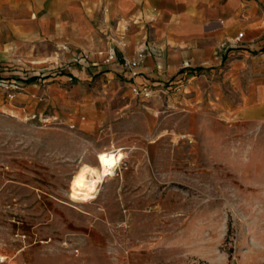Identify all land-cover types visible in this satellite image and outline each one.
I'll use <instances>...</instances> for the list:
<instances>
[{"label": "rangeland", "instance_id": "rangeland-1", "mask_svg": "<svg viewBox=\"0 0 264 264\" xmlns=\"http://www.w3.org/2000/svg\"><path fill=\"white\" fill-rule=\"evenodd\" d=\"M68 66L21 80L40 91L0 75L3 264H264V117L245 72L214 103L196 74L146 83V97L107 76L109 63L65 81ZM76 81L55 116L68 101L49 88ZM114 149L124 158L94 195L70 189L82 163Z\"/></svg>", "mask_w": 264, "mask_h": 264}, {"label": "crops", "instance_id": "crops-1", "mask_svg": "<svg viewBox=\"0 0 264 264\" xmlns=\"http://www.w3.org/2000/svg\"><path fill=\"white\" fill-rule=\"evenodd\" d=\"M109 51L111 78L156 86L196 74L204 89L213 86L203 95L214 103L244 71L246 98L264 117V75L254 78L256 67L264 74V0H0V75L20 79L26 91L36 88L21 80L45 64H69L64 78L72 81L75 68H97ZM139 51L145 55L133 76L123 61ZM80 87L49 88L64 97L51 94L53 103L68 101L55 116L65 117ZM215 109L228 114L221 104Z\"/></svg>", "mask_w": 264, "mask_h": 264}, {"label": "bare ground", "instance_id": "bare-ground-1", "mask_svg": "<svg viewBox=\"0 0 264 264\" xmlns=\"http://www.w3.org/2000/svg\"><path fill=\"white\" fill-rule=\"evenodd\" d=\"M124 153L120 150H102L96 152L95 163H82L69 181L70 189L83 196H92L106 177L113 173V168L120 164ZM1 262L4 257L0 256Z\"/></svg>", "mask_w": 264, "mask_h": 264}, {"label": "built area", "instance_id": "built-area-1", "mask_svg": "<svg viewBox=\"0 0 264 264\" xmlns=\"http://www.w3.org/2000/svg\"><path fill=\"white\" fill-rule=\"evenodd\" d=\"M242 36V33L238 34V38ZM145 55L144 51H139L137 52L134 56L124 59L123 64L125 69L131 74V75H136V69L140 66L142 59ZM116 54L114 51H109L105 55V57L102 59V64L110 63L111 61L115 60ZM133 91L135 93L141 92L144 96L149 97L151 90L146 86V84H143L142 86H134ZM16 237H19L21 239H25L24 234H15ZM0 264H3L0 259Z\"/></svg>", "mask_w": 264, "mask_h": 264}, {"label": "trees", "instance_id": "trees-1", "mask_svg": "<svg viewBox=\"0 0 264 264\" xmlns=\"http://www.w3.org/2000/svg\"><path fill=\"white\" fill-rule=\"evenodd\" d=\"M32 80V79H31Z\"/></svg>", "mask_w": 264, "mask_h": 264}]
</instances>
